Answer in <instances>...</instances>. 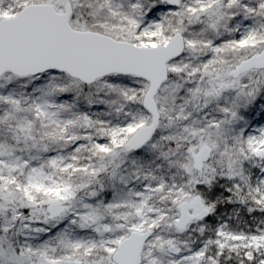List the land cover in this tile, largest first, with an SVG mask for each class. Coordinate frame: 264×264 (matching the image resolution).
<instances>
[{
    "label": "rangeland",
    "instance_id": "374dc122",
    "mask_svg": "<svg viewBox=\"0 0 264 264\" xmlns=\"http://www.w3.org/2000/svg\"><path fill=\"white\" fill-rule=\"evenodd\" d=\"M66 2L74 29L138 46L179 32L184 50L167 63L159 123L136 151L124 144L151 121L146 80L0 77L12 106L0 104V230L20 246L13 254L0 238V262L116 264L120 240L150 229L140 264H264V68L232 73L264 49V0H0V18ZM203 145L210 154L195 164ZM197 195L210 214L178 228V204Z\"/></svg>",
    "mask_w": 264,
    "mask_h": 264
},
{
    "label": "water",
    "instance_id": "95a60500",
    "mask_svg": "<svg viewBox=\"0 0 264 264\" xmlns=\"http://www.w3.org/2000/svg\"><path fill=\"white\" fill-rule=\"evenodd\" d=\"M177 7L180 0H162ZM70 2L63 11L51 3H29L15 15L0 18V77L10 72L16 76H36L50 70L64 72L90 84L111 73L133 75L148 82L142 105L151 115L149 124L139 126L127 139L124 147L136 151L151 138L159 123L160 114L155 95L168 78L167 63L184 50V37L175 32L167 42L151 46H138L126 40L91 30H77L70 26ZM252 68H264V49L240 62L232 72L234 76ZM210 148L203 145L192 154L195 164L207 159ZM193 205L198 212L190 213L189 203L178 204L179 216L175 223L184 228L192 220L208 216L200 196ZM57 204L48 206L53 210ZM151 230L132 231L117 244L111 259L116 264H140L142 251Z\"/></svg>",
    "mask_w": 264,
    "mask_h": 264
},
{
    "label": "trees",
    "instance_id": "16d2710c",
    "mask_svg": "<svg viewBox=\"0 0 264 264\" xmlns=\"http://www.w3.org/2000/svg\"><path fill=\"white\" fill-rule=\"evenodd\" d=\"M8 80L14 82V81L17 80V77L11 75ZM0 104L3 105L4 107H12L11 106V103L9 104L7 102H2L1 101ZM2 115L3 114L1 113V116ZM2 133H6L5 130H3ZM1 135H3V134H1ZM46 139L49 140V138H46ZM49 141L47 142V144L50 145L51 142H49ZM4 236L5 237L7 236L8 240H9V243H10L9 244V246H10V249L9 250L11 251V253H13V254L16 253L17 254L20 251V246H19V244H17V241H16L17 239L14 238V236L12 235V232L11 231H8V230L7 231L0 230V238H3ZM213 256H214V260H212L211 264H222L221 263L222 262L221 260L223 258V255H220V256L213 255ZM0 264H15V263H13L12 261L11 262L6 261V262H0ZM16 264H24V263L19 262V263H16Z\"/></svg>",
    "mask_w": 264,
    "mask_h": 264
},
{
    "label": "flooded vegetation",
    "instance_id": "af4514ba",
    "mask_svg": "<svg viewBox=\"0 0 264 264\" xmlns=\"http://www.w3.org/2000/svg\"><path fill=\"white\" fill-rule=\"evenodd\" d=\"M191 207H192V211H197V209L194 206Z\"/></svg>",
    "mask_w": 264,
    "mask_h": 264
}]
</instances>
